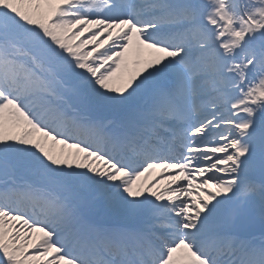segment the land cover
Masks as SVG:
<instances>
[{
  "label": "snow or ice",
  "instance_id": "1",
  "mask_svg": "<svg viewBox=\"0 0 264 264\" xmlns=\"http://www.w3.org/2000/svg\"><path fill=\"white\" fill-rule=\"evenodd\" d=\"M257 209L264 0H0V264H264Z\"/></svg>",
  "mask_w": 264,
  "mask_h": 264
},
{
  "label": "bare ground",
  "instance_id": "2",
  "mask_svg": "<svg viewBox=\"0 0 264 264\" xmlns=\"http://www.w3.org/2000/svg\"><path fill=\"white\" fill-rule=\"evenodd\" d=\"M39 135V134H37ZM61 146H57V148L59 149ZM65 151H74L73 149H65ZM156 170H160L162 171V169H156ZM154 171V170H153ZM151 172V174H153L154 172ZM150 178V175L149 173L146 174L145 177H142L141 178V182H144V181H148ZM164 183V182H162ZM264 227L262 226L261 222H260V218L259 216H257V219H256V223L254 225H251V230L255 233L256 237L259 238V236L261 235V228Z\"/></svg>",
  "mask_w": 264,
  "mask_h": 264
},
{
  "label": "rangeland",
  "instance_id": "3",
  "mask_svg": "<svg viewBox=\"0 0 264 264\" xmlns=\"http://www.w3.org/2000/svg\"><path fill=\"white\" fill-rule=\"evenodd\" d=\"M57 150H59V149L57 148ZM153 172H154L153 174L149 173L150 178H149L148 181H152V180L156 179L157 177H159V175L161 174L162 171L154 170ZM164 183H166V182H164ZM164 183L161 182L160 186L163 187ZM257 216H259L258 209H257V213H256V216H255V219H254V221H253V223L251 225H254L256 223Z\"/></svg>",
  "mask_w": 264,
  "mask_h": 264
}]
</instances>
